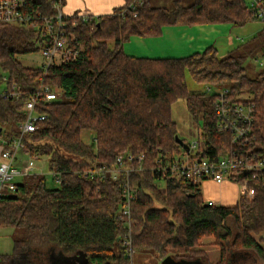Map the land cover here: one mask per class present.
I'll list each match as a JSON object with an SVG mask.
<instances>
[{"label": "trees", "instance_id": "16d2710c", "mask_svg": "<svg viewBox=\"0 0 264 264\" xmlns=\"http://www.w3.org/2000/svg\"><path fill=\"white\" fill-rule=\"evenodd\" d=\"M133 1L76 26L66 17L79 56L45 72L18 59L35 51L41 36L25 25L0 24V141L7 148L18 136L25 116L22 106L31 95L56 92L53 100L43 94L38 100L36 113L45 117L25 135L21 152L46 156L58 182L49 187L45 175L29 173L15 182L13 192L0 197V228L23 231L13 240L11 253L0 254V264H52L58 252L74 264H131L124 237H129L133 252L154 253L160 259L169 255L229 264L247 253L264 264V180L251 176L255 171L264 178V167L230 176L245 186L236 204L226 207L205 203L198 184L169 178L156 162L181 151L171 118V105L179 98L199 126V156L216 160L235 153L251 163L264 159V70L250 76L244 56L220 58L213 46L166 58L128 55L122 46L134 35L157 36L166 25L242 26L255 18L244 0H193L189 5L173 0L170 8L142 0L130 9ZM24 12L49 16L55 11L51 0H28ZM186 72L198 83L228 88L232 96L253 104L250 144L235 147L228 132L217 130L216 94L189 92ZM2 82L3 90L15 84L17 95H2ZM83 130L91 131L93 143L81 140ZM127 153L133 156L123 162V168H132L128 175L121 171L113 179L109 172L94 178L81 174L93 163L113 169L116 156ZM126 179L134 188L128 217L119 214ZM204 237H213L219 250L214 263L202 245Z\"/></svg>", "mask_w": 264, "mask_h": 264}, {"label": "built area", "instance_id": "2783aa9c", "mask_svg": "<svg viewBox=\"0 0 264 264\" xmlns=\"http://www.w3.org/2000/svg\"><path fill=\"white\" fill-rule=\"evenodd\" d=\"M51 1L55 12L52 15L44 16L39 13L36 15L25 13L28 0H0V24L25 25L41 36L43 44L40 51L43 55V63L40 68L44 72L50 65L77 59L80 52L79 48L72 46L75 35L67 31V22L65 20L67 16L62 12V0ZM244 1L253 18L259 20L263 24L264 29V0ZM141 3L142 0H134L128 7L134 9L136 4ZM69 17H71V25L76 26L78 22H87L97 16L82 12ZM39 20L43 22L42 26L38 25ZM16 89L17 86L12 84L11 88L2 90V95L15 96L17 95ZM205 92L216 94L214 112L217 117V130L219 132H228L230 134V143L235 147L241 148L250 144L253 104L243 101L242 97L232 96L228 88H213L206 85ZM42 94L38 90L22 106L25 116L18 124V136L12 139L7 148L3 147L5 142L2 139L0 141L2 145L0 153V197L6 192L15 190V179L32 172L31 160L20 164L19 154L23 149V138L25 135L34 131L36 122L45 117L44 114L36 113V106L38 100L42 98ZM56 96L57 93L51 90L45 91L43 94V98L47 101L55 99ZM196 125L199 134L200 129L197 123ZM188 145V151H180L165 161L157 159L156 162L162 164L158 166V170L173 180L199 184L203 180H212L216 183L232 180L230 176L238 171L247 173L253 169L264 167V159L251 163L247 162L243 157L235 155V153L222 156L216 160H210L198 155V141L193 140ZM142 157L143 154H139L138 158L141 159ZM132 159L133 156L129 153L118 154L116 156L117 167L107 169L103 165L93 163L84 169L81 174L84 178H94L109 172L111 177L116 179L121 171L128 175L132 168H123V162H130ZM251 176L254 179L264 180L262 174L255 171ZM241 185L243 188L245 182H242ZM121 187L124 193V204L120 207L119 214L128 217L134 188L130 186L127 179L121 183ZM207 204L214 205L212 201H208ZM122 244L130 247L129 237H124Z\"/></svg>", "mask_w": 264, "mask_h": 264}, {"label": "rangeland", "instance_id": "374dc122", "mask_svg": "<svg viewBox=\"0 0 264 264\" xmlns=\"http://www.w3.org/2000/svg\"><path fill=\"white\" fill-rule=\"evenodd\" d=\"M153 5L171 6V0H150ZM184 5H189L193 0H182ZM222 28H228L219 33V38L216 39L215 47L217 48L218 57L227 55L244 56V66L250 76H254L258 72L264 70V34L260 33L263 24L259 20H251L242 26H234L230 24L220 25ZM259 28V30H258ZM258 31V32H256ZM43 42L37 44V49L33 52L20 54L18 59L20 62L29 67H40L43 63V55L40 48ZM185 84L187 90L192 93L204 92L206 85L193 80L190 75L185 73ZM5 87V82L1 83V89ZM171 118L174 121L177 129V134L187 143L195 140L199 141L200 137L197 130V125L191 119V115L187 109L185 101L182 98L177 99L171 105ZM81 140L86 144H91L94 141V136L89 130H83L80 134ZM181 151L183 149L181 148ZM24 160L32 162V172L45 175L46 183L49 187H56L58 182L56 178L48 170L46 156H31L24 154ZM20 178V177H18ZM18 178L15 181H18ZM162 186V184H160ZM22 229H14L11 227L0 228V254L11 253L13 248V240L15 237L22 235ZM264 235V234H263ZM202 245L207 252L208 259L214 263L219 257V250L214 245L213 237H204L201 239ZM264 247V240L262 241ZM126 253L131 257V264H161V259L154 253H145L134 251L130 247H126ZM55 257V264H74L69 256L58 252ZM240 258H236L231 264H239ZM245 260V259H244ZM52 263V262H51ZM247 264H250L247 262Z\"/></svg>", "mask_w": 264, "mask_h": 264}, {"label": "crops", "instance_id": "0c3cea01", "mask_svg": "<svg viewBox=\"0 0 264 264\" xmlns=\"http://www.w3.org/2000/svg\"><path fill=\"white\" fill-rule=\"evenodd\" d=\"M147 1L151 4L150 0ZM156 1L163 2L162 0ZM172 1L170 7H172ZM124 2L125 0H62V12L67 17L82 12L92 16H100L112 13L115 8L123 5ZM225 24L166 25L162 27L161 33L157 36L141 37L134 35L126 40L122 46L125 53L136 57H182L200 52L209 46L216 48L215 42L219 38V33L222 34V32L228 30V28L224 30L220 26ZM260 33L264 34L263 27L260 29ZM1 151L2 145L0 143V153ZM23 156L24 154L20 152V164L25 162ZM198 188L205 203L212 201L216 206L226 207L234 206L242 191V185L232 180H224L220 183L203 180L198 184ZM239 256L244 258L245 261L249 259L253 264H259L250 254H239ZM201 264L204 263L201 262Z\"/></svg>", "mask_w": 264, "mask_h": 264}, {"label": "water", "instance_id": "95a60500", "mask_svg": "<svg viewBox=\"0 0 264 264\" xmlns=\"http://www.w3.org/2000/svg\"><path fill=\"white\" fill-rule=\"evenodd\" d=\"M175 142L185 151L189 150V145L178 134L175 135ZM55 264V262H52ZM161 264H201V261L175 260L171 256H165L161 259Z\"/></svg>", "mask_w": 264, "mask_h": 264}, {"label": "flooded vegetation", "instance_id": "af4514ba", "mask_svg": "<svg viewBox=\"0 0 264 264\" xmlns=\"http://www.w3.org/2000/svg\"><path fill=\"white\" fill-rule=\"evenodd\" d=\"M247 262L250 263V264H253V263L251 262V260H249V259L246 260V261H245L244 259H242V261H241L239 264H247Z\"/></svg>", "mask_w": 264, "mask_h": 264}]
</instances>
